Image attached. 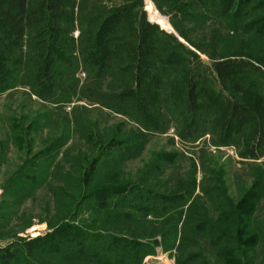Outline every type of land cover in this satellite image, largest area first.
<instances>
[{"label":"rangeland","instance_id":"rangeland-1","mask_svg":"<svg viewBox=\"0 0 264 264\" xmlns=\"http://www.w3.org/2000/svg\"><path fill=\"white\" fill-rule=\"evenodd\" d=\"M90 1H78L77 20L93 15L92 6L100 9L98 15L126 9L129 25L118 23L111 34L126 36L137 49L144 46L139 36L143 24L147 21L156 27V43L146 59V78L153 82L152 91L134 107H124L125 112L109 109L105 105L109 95L127 94L136 88V66L126 59L122 66L110 60L105 62L102 77L94 81V72L86 69L77 46L71 52L74 71L64 72L55 81L58 89L51 91L55 97L56 92L69 88L68 103L40 99L35 95L38 86L28 77L30 67L23 68L19 85L0 93V249L11 248V264H176L183 229V252H195V236L187 232L193 227L192 221L222 220L218 204L227 200L234 203L251 186L264 182V150L257 152L256 159L248 158L256 140L253 127L247 126L228 143L220 131V123L229 116L224 100L251 103L218 87L210 73L212 64L224 58L249 60L264 71V0H209L205 4L192 0ZM147 4L168 22L171 32L149 21ZM80 29L78 23L72 33L75 40ZM169 45L176 49L179 62L160 70ZM188 71L202 73L214 94H199L197 112L186 103ZM256 90L264 101V81H258ZM189 124L194 125L197 135L202 132L197 140L181 137ZM56 139L60 145L52 148L49 143ZM126 146L128 151L123 152ZM94 163V173L84 175ZM35 170L38 178L24 189L27 193H18L19 186L15 189L11 183L18 177L15 174L20 171V176L29 178ZM68 174L75 182H69ZM122 187L127 188L124 207L114 208L113 201H118L114 197L108 199L110 206H102L103 200L98 199L93 209L82 200L90 193V201L95 191ZM141 189L144 198L148 193L182 194L184 206L175 214L144 216L128 209L135 204L130 200L139 197L134 191ZM15 195L18 199L22 196L21 201L17 202ZM191 210L197 214L192 220ZM124 212L129 217H117ZM257 213L264 221V195ZM61 224L105 236L104 255V243L98 257L88 255L82 260L72 254H52L46 247L36 251L21 247L24 240L45 236L51 227ZM32 227H38L34 236L27 234ZM112 238L121 242L109 245ZM199 240L204 249L198 251L194 264H224L216 260L205 239ZM133 243L140 244L137 250L150 253L144 257L139 252L134 254L137 246L131 248ZM256 264H264V244L257 249Z\"/></svg>","mask_w":264,"mask_h":264},{"label":"trees","instance_id":"trees-1","mask_svg":"<svg viewBox=\"0 0 264 264\" xmlns=\"http://www.w3.org/2000/svg\"><path fill=\"white\" fill-rule=\"evenodd\" d=\"M78 1L0 0V93L18 86L17 81L23 73V68L30 67L28 77L30 75L33 83L38 86V91H35V95H40L38 97H42L40 99H43V101H53L55 104L68 103L70 100L69 88L56 92L59 96L56 94L55 97L54 94H51V91L58 89L55 81L57 83L64 72L70 69H72V72L74 71L75 68H72L74 65L72 62L75 60L71 57L73 55L71 52L72 49H75V46H77V50L80 49L78 53L82 56V60L86 62V69L94 72L92 75V80L94 79V81L100 78L104 71L105 62L110 60L122 66V60L126 59L133 66H136V73H138L134 77V87L136 88L127 94L109 95L108 104H105L109 109L125 112L127 109L124 107L129 109L134 107L137 102H142L145 95L152 91L153 82L150 78H146V75H148L147 71H149L146 59L152 49V45L156 43L154 39V34L157 33L156 27L147 21L143 24L139 36L144 46L141 47L142 50L137 49L136 44L129 39L127 40L126 36L111 34L114 32V27H117L116 24L121 23L125 26L128 22L129 25L126 9L116 10L108 15H98L97 12H100V9L98 11L92 6L90 9L94 10L93 15L77 20L75 12L78 8ZM84 1L85 3L92 2L90 0ZM192 1L198 4H205L209 0ZM78 23L81 29L79 37L75 40L72 33L77 28ZM25 50L24 62L22 61V53ZM167 51V56L159 64L160 70L167 69L168 66L179 62L175 48L169 45ZM118 62L121 63L119 64ZM135 63L136 65H134ZM63 66L66 68H62ZM123 67V70L127 69L124 64ZM210 73L213 75V80L218 87L225 88L234 95L249 99L250 105L237 100L232 101L228 98L223 101L229 116L220 123V131L224 141L228 143L240 135L247 126H252L256 134V140L253 147L248 151V158L256 159L257 152L264 150V101L260 92L256 90L258 81H264L263 69L255 62L249 60L224 58L212 64ZM204 81L205 77L202 73L194 74L188 71L185 83L186 103L193 112H197L200 109L199 94L205 93L208 95V93L212 92L208 90ZM129 98H132L134 102H126ZM217 100L220 99L217 98ZM151 122L154 124L152 120ZM154 126L156 127V124ZM193 127L194 125L189 124L184 129L181 137L192 141L197 140L202 132L197 135V131L193 130ZM49 144L52 148H55L59 147L60 142L56 139ZM122 151H128V147L126 146ZM95 164L91 165V170L86 172V174L84 173V175L89 176L94 173ZM37 170H40V167ZM18 173L15 174V177L18 176L17 179L13 180V182L11 180V183L15 189L19 186L18 189L22 192L17 190L18 193H27L24 189L34 183L36 178H38V173L35 170L34 173H30L29 178H23ZM68 180L69 182H75L71 178V174H68ZM126 189V187H122L119 189L114 188L110 191H95L97 193L92 192L90 201H88L90 193L83 196L82 200H86L87 207L93 209V207L98 205V199L103 200V204L100 203L102 206H110V200L108 199L114 197V200L118 199V201H113L112 206L114 208L124 207ZM134 192L139 197L137 196L136 199L132 198L130 200L131 203L135 202V204H131V208L128 209L142 213L144 216L148 215L155 218L160 212H163L162 215H171L181 211L184 206L181 205V201L184 199L182 194L161 196L158 194L149 195L148 193L146 194L147 198H144V196H141L142 189ZM118 193L119 195H117ZM263 195L264 182L259 181L255 186H251L245 191L238 201L233 203L227 200L223 205L218 204L222 213V220L218 221L204 220L197 222L194 219L197 214L194 216L191 210L189 217L191 220L194 219L195 222L192 221L193 227L187 232H191L190 234L195 236L193 246L195 252L191 250H188V253L186 251L183 252L184 248H182L183 245L181 246V244L184 243H181V240L184 238L185 228L178 245L176 264L195 263L199 255L198 251L201 252L204 249V246H200L199 237L206 240L210 252L217 261H222L224 264H256L257 249L261 244H264V221L260 220V215L257 213L258 202ZM12 197H14V194ZM21 197H19L20 201ZM19 199L16 196L17 202ZM81 204L76 205L77 208ZM125 213H119L117 217H129V214ZM110 219L112 220L113 218L111 217ZM221 222L223 223L221 224ZM224 223L226 224L224 225ZM166 237L169 238L168 235ZM104 239L105 236L89 234V232H84L81 227L61 224L51 227V232L45 236L28 241L17 239V241H23L21 247L24 249L29 248L36 251L41 247H46V250L52 254H72L82 260L87 259L88 255L98 257L101 243H104V247L101 250L104 255L103 251H106L104 248L107 245ZM119 241L121 242L119 239L112 238L109 245H113L112 242L118 244ZM94 243L97 245H94ZM133 245L134 247L137 246L134 254L139 252L140 257L147 256L150 253L145 249L143 251L137 250L140 244L133 243L130 247L133 248ZM187 249L191 248L188 247ZM13 261L14 254L11 248L0 249V264H11ZM97 261L100 260L97 259ZM104 261L106 260L101 263H105ZM202 264H211V262L206 261Z\"/></svg>","mask_w":264,"mask_h":264},{"label":"bare ground","instance_id":"bare-ground-1","mask_svg":"<svg viewBox=\"0 0 264 264\" xmlns=\"http://www.w3.org/2000/svg\"><path fill=\"white\" fill-rule=\"evenodd\" d=\"M146 12L149 16L150 22L160 25L164 30L168 32L172 31L168 22L153 10V7L151 4L146 5Z\"/></svg>","mask_w":264,"mask_h":264},{"label":"built area","instance_id":"built-area-1","mask_svg":"<svg viewBox=\"0 0 264 264\" xmlns=\"http://www.w3.org/2000/svg\"><path fill=\"white\" fill-rule=\"evenodd\" d=\"M37 231H38V227H32L27 231V234L30 236H34Z\"/></svg>","mask_w":264,"mask_h":264}]
</instances>
